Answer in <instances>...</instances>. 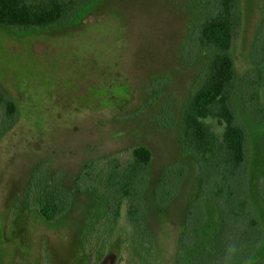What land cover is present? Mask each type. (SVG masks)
Returning <instances> with one entry per match:
<instances>
[{
	"label": "rangeland",
	"instance_id": "rangeland-1",
	"mask_svg": "<svg viewBox=\"0 0 264 264\" xmlns=\"http://www.w3.org/2000/svg\"><path fill=\"white\" fill-rule=\"evenodd\" d=\"M219 3L87 0L51 27H0V92L16 105L12 118L0 106V264H193L195 251L214 248L221 217L180 130L216 54L200 30ZM237 11L235 105L264 228V0H239ZM258 76L250 100L245 83ZM211 124L221 137L223 127ZM139 147L152 154L144 169L134 163ZM54 177L70 208L49 223L39 210ZM199 199L208 221L196 249L183 250L186 216ZM259 262L264 243L250 264Z\"/></svg>",
	"mask_w": 264,
	"mask_h": 264
},
{
	"label": "trees",
	"instance_id": "trees-1",
	"mask_svg": "<svg viewBox=\"0 0 264 264\" xmlns=\"http://www.w3.org/2000/svg\"><path fill=\"white\" fill-rule=\"evenodd\" d=\"M87 0H0V27L18 29L46 28L69 21ZM239 0H220L219 13L208 16L200 30V42L216 50L201 86L192 96L180 130V141L186 153L194 155L204 177L203 192L211 198L219 211L222 225L212 250L192 254L193 264H250L264 243V228L253 208L249 192L250 152L248 134L239 122L235 105L236 69L230 55L238 26ZM261 77L245 83L250 100L256 97ZM0 106L12 118L16 105L0 92ZM223 127L221 137L213 130V122ZM137 168L144 169L152 161V154L144 147L133 153ZM182 171L177 172L179 180ZM177 181L175 184H177ZM114 186V177L108 178ZM169 182L159 193L161 207L168 204ZM172 185V183H171ZM264 200V178L258 182ZM70 208V197L54 177L46 189L40 215L49 223L64 218ZM208 221L202 199L189 209L180 241L183 250H195L202 227ZM257 264H264L259 262Z\"/></svg>",
	"mask_w": 264,
	"mask_h": 264
}]
</instances>
